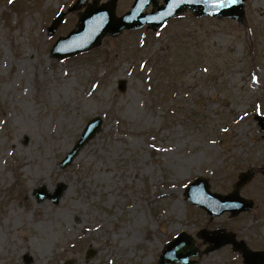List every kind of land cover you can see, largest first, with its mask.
<instances>
[{"label":"rangeland","instance_id":"obj_1","mask_svg":"<svg viewBox=\"0 0 264 264\" xmlns=\"http://www.w3.org/2000/svg\"><path fill=\"white\" fill-rule=\"evenodd\" d=\"M74 2L0 0V264H155L181 232L203 250L195 235L204 228L264 250L258 171L240 191L253 208L235 219L209 222L182 196L197 177L226 195L264 164L254 120L264 116V0L247 1L242 23L187 12L52 60L51 46L87 6L69 13ZM132 2L117 0V15ZM94 117L102 130L60 167ZM59 185L56 203L34 199ZM190 261L243 264L230 247Z\"/></svg>","mask_w":264,"mask_h":264},{"label":"water","instance_id":"obj_2","mask_svg":"<svg viewBox=\"0 0 264 264\" xmlns=\"http://www.w3.org/2000/svg\"><path fill=\"white\" fill-rule=\"evenodd\" d=\"M84 1L79 0L73 9H77ZM246 0H235V4L231 0H164V4L155 10L156 0H135L131 10L124 16L117 18L115 16V0L97 7V1L93 2L82 15H80L77 31L71 32L66 38L57 41L51 55L55 59H65L85 52L99 45L101 39L106 36H116L124 29L137 30L145 25L155 30L157 27L171 18L189 9L195 16H215L232 18L241 21L244 17V4ZM152 5V12L144 14L143 12L149 5ZM58 21H55L50 33H53ZM260 130L264 132V118H258ZM101 129V119L94 118L86 125L79 140L73 149L66 155L65 159L60 163L62 168L70 164L74 157L78 155L82 147L91 140ZM264 175V166L260 170ZM252 177L250 172L239 176L238 181L233 186V191L227 196H220L209 192V185L205 179L198 178L190 183L185 191L184 198L191 205L204 209L211 218L221 215L223 212H230L231 217L236 216L240 212L248 211L251 203L239 197V190ZM64 186H57L52 195H48L43 189L34 192V197L38 201L49 199L52 203H56L63 192ZM204 242H208L212 246L205 252L217 250L224 245L231 244L233 251L242 254L244 264H262L264 260L262 253H252L243 243H237L233 235L224 234L222 231L213 232L208 237L203 231L198 235ZM198 254L197 249L193 247V239L182 233L176 237L171 243L166 245L161 252L157 264H188L187 259Z\"/></svg>","mask_w":264,"mask_h":264},{"label":"snow or ice","instance_id":"obj_3","mask_svg":"<svg viewBox=\"0 0 264 264\" xmlns=\"http://www.w3.org/2000/svg\"><path fill=\"white\" fill-rule=\"evenodd\" d=\"M231 3H232V4H235V0H231Z\"/></svg>","mask_w":264,"mask_h":264}]
</instances>
